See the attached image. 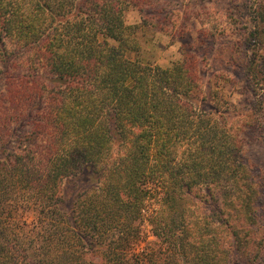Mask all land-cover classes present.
<instances>
[{
  "label": "trees",
  "instance_id": "trees-1",
  "mask_svg": "<svg viewBox=\"0 0 264 264\" xmlns=\"http://www.w3.org/2000/svg\"><path fill=\"white\" fill-rule=\"evenodd\" d=\"M155 1L0 0V264L260 255L258 186L226 115L200 97L198 62L137 58L141 26L126 14ZM260 10L252 37L262 42ZM82 171L89 187L68 213L62 191ZM192 199L198 211L214 205L217 221L201 227ZM25 211L32 228L16 217ZM146 221L158 243L137 252Z\"/></svg>",
  "mask_w": 264,
  "mask_h": 264
},
{
  "label": "rangeland",
  "instance_id": "rangeland-1",
  "mask_svg": "<svg viewBox=\"0 0 264 264\" xmlns=\"http://www.w3.org/2000/svg\"><path fill=\"white\" fill-rule=\"evenodd\" d=\"M154 4L158 5L146 7L143 16L136 7L126 14L128 25L141 26L137 33L141 45L137 58L145 64L171 69L183 60V54L194 56L200 97L226 115L224 120L236 136L241 161L251 169L257 183L259 210L264 217V39L260 42L252 37L256 13L260 9L264 13V0H157ZM209 105L202 109L210 112ZM87 183L89 175L84 171L77 183H65L62 196L68 195L66 212L71 213L73 195L77 189L89 187ZM193 201L188 202L191 212L187 214L200 215L201 227L217 221L214 205L206 202L198 211ZM151 209L146 219L152 214ZM16 217L33 227L31 211L17 213ZM142 231L137 252L149 243H158L147 221ZM262 243L255 262L249 261L245 251L235 256L234 264H264ZM182 264L192 263L184 259Z\"/></svg>",
  "mask_w": 264,
  "mask_h": 264
}]
</instances>
